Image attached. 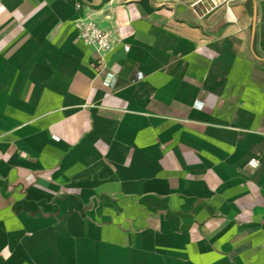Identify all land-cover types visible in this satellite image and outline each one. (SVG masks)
Returning a JSON list of instances; mask_svg holds the SVG:
<instances>
[{
	"label": "crops",
	"instance_id": "crops-1",
	"mask_svg": "<svg viewBox=\"0 0 264 264\" xmlns=\"http://www.w3.org/2000/svg\"><path fill=\"white\" fill-rule=\"evenodd\" d=\"M0 264H264V0H0Z\"/></svg>",
	"mask_w": 264,
	"mask_h": 264
},
{
	"label": "built area",
	"instance_id": "built-area-1",
	"mask_svg": "<svg viewBox=\"0 0 264 264\" xmlns=\"http://www.w3.org/2000/svg\"><path fill=\"white\" fill-rule=\"evenodd\" d=\"M76 10L82 9L80 2H75ZM73 26L76 31V36L84 44L91 47L97 54L96 64L98 66L104 65V56L109 52L116 43L117 30L114 26H104L98 20L93 18L90 14L84 13L78 15L73 20ZM141 74L136 73V78H140ZM113 81V74L108 73V83ZM248 164L252 167L257 166V160L251 158Z\"/></svg>",
	"mask_w": 264,
	"mask_h": 264
}]
</instances>
